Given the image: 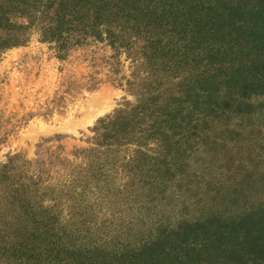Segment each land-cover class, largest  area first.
<instances>
[{
	"label": "rangeland",
	"instance_id": "obj_1",
	"mask_svg": "<svg viewBox=\"0 0 264 264\" xmlns=\"http://www.w3.org/2000/svg\"><path fill=\"white\" fill-rule=\"evenodd\" d=\"M134 58L100 42L59 55L36 35L0 51V166L20 171L32 162V177L18 181L30 184L35 202L41 196L28 204L45 211L36 216L26 207L24 217L1 222L0 264H127L123 250L150 241L158 259L181 239L220 240L227 226L175 230L179 224L260 208L264 97L250 99L258 108L247 116L197 112L190 127L166 118L124 127L123 113L144 102L147 88ZM26 240L35 241L34 252Z\"/></svg>",
	"mask_w": 264,
	"mask_h": 264
},
{
	"label": "trees",
	"instance_id": "obj_2",
	"mask_svg": "<svg viewBox=\"0 0 264 264\" xmlns=\"http://www.w3.org/2000/svg\"><path fill=\"white\" fill-rule=\"evenodd\" d=\"M35 35L53 44L59 55L100 42L135 56L138 68H144L141 78L147 88L144 102L123 113L124 127L148 120L156 125L163 118L175 128L183 122L190 127L198 122L192 119L197 112L214 119L247 116L258 108L250 99L264 97V0H0V51L27 44ZM233 142L231 147L239 146ZM31 164L24 160L20 171L14 165L0 166V211L7 212V217L0 213V227L12 213L23 211L19 216L24 217L26 207L36 216L45 212L28 204L35 202L29 197L31 186L18 181L23 175L32 177ZM40 200L38 196L36 202ZM263 214L264 201L259 209L248 207L237 216L179 224L175 230H198L201 225L206 230L214 221L227 226L221 227L220 240L181 239L180 247L172 242L169 249L161 248L158 259V245L151 241L124 249L123 263L230 264L232 258L241 264H264V221H257ZM27 245L34 252L35 241L26 240ZM208 246H213L212 255ZM192 248L187 256L185 251Z\"/></svg>",
	"mask_w": 264,
	"mask_h": 264
}]
</instances>
